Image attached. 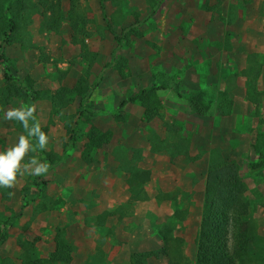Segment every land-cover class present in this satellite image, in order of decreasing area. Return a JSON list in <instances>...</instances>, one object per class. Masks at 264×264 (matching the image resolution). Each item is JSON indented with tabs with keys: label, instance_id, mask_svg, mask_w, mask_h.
Segmentation results:
<instances>
[{
	"label": "rangeland",
	"instance_id": "rangeland-1",
	"mask_svg": "<svg viewBox=\"0 0 264 264\" xmlns=\"http://www.w3.org/2000/svg\"><path fill=\"white\" fill-rule=\"evenodd\" d=\"M157 1L54 0L46 9L54 15L49 31L39 16L23 22L25 46L15 36L3 44L0 33V88L8 74L36 93L29 103L37 105L36 118L48 129L49 140L45 155L35 154L52 161L45 176L18 177L9 200L0 193V264H40L55 249L58 227L65 228V240L75 247L71 264H129L133 253L179 240L195 264L215 148L239 168L247 186L256 223L251 253L257 238H264V170L251 173L248 167L257 161L252 146L264 133V0H163L146 20ZM136 19L146 22L129 31ZM100 32H106L105 40ZM226 34L231 51L225 48ZM254 52L263 62L256 83L242 74L247 55ZM236 73V84L228 85ZM207 87L229 92L234 104L229 116L200 114L186 100ZM55 94L70 102L58 113L51 106ZM18 101L3 107L0 151L22 133L19 122L3 118ZM158 105L162 113L147 122L145 111ZM167 138L186 140L192 160L152 151L153 141L159 145ZM137 149L142 151L140 167L151 178L146 185H128V177L117 171L119 161ZM142 187L151 199L133 211L122 209ZM174 190L178 205L189 208L183 222L174 219V203L154 198ZM40 204L53 209L43 212ZM229 240L233 247L232 236ZM254 264H264V253L255 256Z\"/></svg>",
	"mask_w": 264,
	"mask_h": 264
},
{
	"label": "trees",
	"instance_id": "trees-1",
	"mask_svg": "<svg viewBox=\"0 0 264 264\" xmlns=\"http://www.w3.org/2000/svg\"><path fill=\"white\" fill-rule=\"evenodd\" d=\"M162 1L158 0L156 2L146 20L157 13ZM53 2L54 0H36V3H32L30 0H0V33L4 37L3 44L6 45L11 36H15L18 38L19 43L25 46L27 41L23 22L34 16L41 17L42 28L49 31L54 25V15L48 14L46 9ZM100 2L102 3L103 0H100ZM101 7L104 11L103 4H101ZM233 17V8H231L228 18L229 25H232ZM146 20L138 21L136 19V24L128 30L137 28L144 24ZM128 30L123 32L122 37H125ZM107 31L114 35L110 28H107ZM98 35L102 40L106 39V32H100ZM119 42L121 43V40ZM225 48L227 51L232 50L229 34H226ZM82 58L85 61L88 60L85 54ZM262 70L263 62L260 55L255 52L248 54L246 68L242 71V74L252 80L253 83H256L261 78ZM238 77L239 74L237 73L232 75L227 79V84H236ZM252 91L254 96L256 88L254 87ZM35 96V92L21 86L12 77L5 74L4 85L0 88V118L4 106H11L14 100L29 103L35 100ZM186 100L200 114L207 116L214 111H219L222 116L227 117L232 113L234 107L227 90L215 93L209 87L197 94L187 96ZM69 104L68 98L64 95L55 94L51 97V106L54 113L66 109ZM162 111L163 108L159 105L151 107L145 111L144 118L147 122H152ZM19 129L23 132L22 126ZM42 131L48 134L47 128L42 129ZM170 133L174 134V132ZM34 139L36 140V138ZM68 147H71V145ZM252 148L257 155V161L250 162L248 167L251 173H256L264 170V133L257 136ZM151 149L171 158L184 157L187 160H192L190 146L186 140L174 141L167 138L162 140L159 145L153 141ZM39 154L43 156L45 151H40ZM47 161L52 163L51 159ZM141 161L142 151L140 149L135 150L131 156L119 161L117 171L128 177V185H146L150 182V176L139 166ZM0 193L4 200H9L8 188H0ZM246 193L247 186L241 177L239 168L227 163L219 148L212 149L204 186L201 221L196 236L195 264H254L255 256L264 253V238L258 237L254 244V251L251 253L249 250V241L256 229V223L252 217L253 206ZM178 197L179 191L174 190L167 193L159 192L154 198L161 203H174V219L183 222L189 214V208L188 206H179L177 203ZM150 199V193L142 187L128 198L122 209L133 211L136 204L147 202ZM261 207L264 208V203L261 204ZM38 209L43 212H50L53 207L40 204ZM64 233V227L56 228L53 236L55 249L40 264L72 263L75 247L65 240ZM231 236L234 243L233 247H231L229 240ZM163 258L167 259L168 264H190V260L185 254V242L183 240L167 243L156 250L133 253L129 257V264H148L152 260L159 261Z\"/></svg>",
	"mask_w": 264,
	"mask_h": 264
},
{
	"label": "clouds",
	"instance_id": "clouds-1",
	"mask_svg": "<svg viewBox=\"0 0 264 264\" xmlns=\"http://www.w3.org/2000/svg\"><path fill=\"white\" fill-rule=\"evenodd\" d=\"M19 106L5 110L4 120L17 121L22 125L23 132L15 144L0 151V188H14L18 177L45 176L50 168L49 162L35 154L47 148L49 137L42 131L41 123L36 118L37 105L17 102ZM36 138L32 143L31 138ZM34 155L29 157V153ZM28 157L27 162L25 158Z\"/></svg>",
	"mask_w": 264,
	"mask_h": 264
},
{
	"label": "crops",
	"instance_id": "crops-1",
	"mask_svg": "<svg viewBox=\"0 0 264 264\" xmlns=\"http://www.w3.org/2000/svg\"><path fill=\"white\" fill-rule=\"evenodd\" d=\"M142 162V161H141ZM141 162H140V164H141ZM140 164H139V166H140Z\"/></svg>",
	"mask_w": 264,
	"mask_h": 264
}]
</instances>
